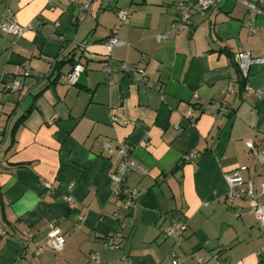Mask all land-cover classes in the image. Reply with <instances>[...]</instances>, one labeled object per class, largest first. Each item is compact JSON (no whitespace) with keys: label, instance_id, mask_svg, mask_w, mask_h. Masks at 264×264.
Masks as SVG:
<instances>
[{"label":"crops","instance_id":"1","mask_svg":"<svg viewBox=\"0 0 264 264\" xmlns=\"http://www.w3.org/2000/svg\"><path fill=\"white\" fill-rule=\"evenodd\" d=\"M80 1L0 0V24L10 8L29 27L19 38L0 29V264H96L92 252L108 264H168L172 252L181 264H214L216 254L264 264V225L249 197L227 199L226 179L237 171L257 192L264 180V107L248 90L264 86V64L244 86L234 66L240 50L264 53V0H249L259 13L216 0L183 31L174 25L184 0H93L90 11ZM120 9L131 14L109 53ZM77 62V84L62 83ZM25 67L22 87L7 92ZM122 141L143 170L127 178L139 189L129 210L110 187ZM174 220L187 223L179 241L166 234ZM52 226L65 240L59 252Z\"/></svg>","mask_w":264,"mask_h":264},{"label":"built area","instance_id":"2","mask_svg":"<svg viewBox=\"0 0 264 264\" xmlns=\"http://www.w3.org/2000/svg\"><path fill=\"white\" fill-rule=\"evenodd\" d=\"M93 0H81V8L85 11H90L92 8ZM244 4L251 10L252 13L260 12L258 3L244 0ZM216 0H190V1H180L177 4L178 10V19L174 25L176 30H189L192 25V16L195 12L197 13H205L212 6H214ZM131 14L130 9H120L117 12V18L119 23L112 29L111 35L105 42V45L109 51L112 53V50L121 44V40L118 36V28L120 23L125 21L129 15ZM29 27L23 26L19 24L15 17L12 9L6 8L4 13L2 14V20L0 24L1 31L5 33H10L14 35L16 38L23 36V34L28 30ZM256 27H251V31L254 32ZM166 35L159 34L157 36L158 40H162ZM236 64L238 65L241 72L247 76L249 74V70L254 64H264V53L261 55H253L250 51L240 50L236 53ZM123 68L125 70H129V67L124 64ZM83 69V64L78 62L73 68L62 75L61 82L66 85H76L80 73ZM108 69V67H106ZM142 72V69H139ZM30 75V69L25 67L22 70V75L14 78L10 83L5 85V89L7 92H15L18 91L23 84L22 76ZM248 90L255 94V96L263 103L264 107V86L255 88L248 87ZM187 117L191 116V111L188 110L186 113ZM56 115L51 118V122L55 119ZM116 120V118H115ZM246 144L250 149H254V142L251 139L246 140ZM107 147L112 149L113 143H106ZM120 151L122 153V158L118 163L115 170L110 174V187L112 194L116 197L121 198L122 206L129 210L135 204L138 196L139 189L137 187L131 186L127 183L128 176L133 171H143L139 166L138 162L134 159L132 154V147L125 141L119 142L118 144ZM196 156L195 152H190L185 155V159H191ZM259 158L261 162L264 164V155L259 154ZM226 179L229 185V191L227 193V199L229 201H233L243 196H247L250 199V204L253 212L256 214L257 218L264 225V180L259 185V192L256 191V187L252 181H245V179L237 172L233 171L226 174ZM49 187H52L48 184ZM66 201L70 206H73L74 199L72 197H66ZM84 215H79L77 221L75 222V229H79L85 221ZM187 230V223L183 221L174 220L166 229L167 236L175 238V240L179 241L185 231ZM48 244L54 251H61L64 248L65 240L62 235V232L59 228L52 226L48 233ZM111 246L114 247L115 244L111 241ZM44 251L43 246H39L37 252L40 253ZM264 253V246L258 249V254L261 255ZM90 258L96 264H108L102 262L100 254L98 252H92L90 254ZM219 256L216 254L214 256V264H231L227 262H221ZM199 262H204L202 258L197 257ZM21 264H29L28 262L22 260ZM168 264H181V260L177 256L175 252H172L169 256Z\"/></svg>","mask_w":264,"mask_h":264},{"label":"trees","instance_id":"3","mask_svg":"<svg viewBox=\"0 0 264 264\" xmlns=\"http://www.w3.org/2000/svg\"><path fill=\"white\" fill-rule=\"evenodd\" d=\"M78 63V62H77ZM76 63H74L75 65ZM73 65V66H74ZM234 66H235V69H236V73H237V76H238V81L241 83V86H244L245 85V81H246V76L241 72V70L239 69L238 65L236 64V62H234ZM32 110V108L29 109V111L27 113H25L24 115H22L17 121L16 123L14 124L13 128L10 130V136H11V141L13 140L14 138V135H15V132H16V129L18 128V125L24 121V119L27 117L28 113ZM4 134V133H3Z\"/></svg>","mask_w":264,"mask_h":264}]
</instances>
